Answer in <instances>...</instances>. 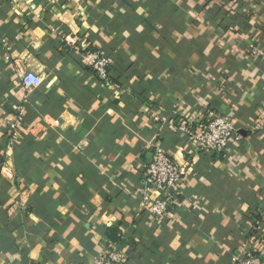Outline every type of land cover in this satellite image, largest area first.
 <instances>
[{
	"label": "crops",
	"instance_id": "obj_1",
	"mask_svg": "<svg viewBox=\"0 0 264 264\" xmlns=\"http://www.w3.org/2000/svg\"><path fill=\"white\" fill-rule=\"evenodd\" d=\"M210 110L239 127L225 153L178 130ZM157 148L185 173L162 217L142 203ZM110 243L125 264H264V0H0V264H91Z\"/></svg>",
	"mask_w": 264,
	"mask_h": 264
},
{
	"label": "built area",
	"instance_id": "obj_2",
	"mask_svg": "<svg viewBox=\"0 0 264 264\" xmlns=\"http://www.w3.org/2000/svg\"><path fill=\"white\" fill-rule=\"evenodd\" d=\"M68 41L75 44L72 40ZM7 48L10 49V47ZM259 53L263 55L262 51ZM84 60L100 78H107L112 63L109 57L95 52L84 56ZM42 82L41 77L34 72L24 74L23 83L27 89L39 87ZM17 111V115L10 123V144L17 140L20 127L23 124L24 105H20ZM178 130L186 135L187 145L200 152L225 153L231 148V145L240 143L242 139L236 122L229 115L213 110L208 111L206 115L184 117L178 123ZM184 175L180 163L164 150L157 148L153 161L147 166L142 180L144 186L143 206L156 217L164 216L182 188ZM91 264H125V258L117 244L110 243ZM230 264H259V262L255 255L248 253L246 256L234 254Z\"/></svg>",
	"mask_w": 264,
	"mask_h": 264
}]
</instances>
